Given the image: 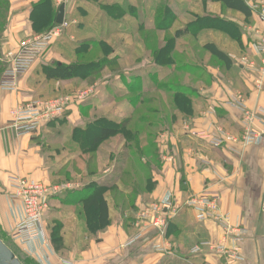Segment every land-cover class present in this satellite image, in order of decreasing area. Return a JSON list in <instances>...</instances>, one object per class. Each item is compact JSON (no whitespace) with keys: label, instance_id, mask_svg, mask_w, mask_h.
<instances>
[{"label":"crops","instance_id":"0c3cea01","mask_svg":"<svg viewBox=\"0 0 264 264\" xmlns=\"http://www.w3.org/2000/svg\"><path fill=\"white\" fill-rule=\"evenodd\" d=\"M91 2L92 0L69 2L65 12L66 21L72 18L78 4L91 5ZM32 3L33 0H12L9 52H17L21 44L34 34L30 21ZM109 18L107 26L114 29L106 40L109 44H114V40H119L122 44L119 49L122 54H116L117 62L135 59L136 53V63L133 64L136 67L131 70L122 69L118 73L120 75H110L112 78L102 86L95 84L91 87L94 89V96L90 102L72 106L61 118L28 136L18 138L11 128L13 111L27 107L40 94L53 96L60 93V89L63 93L71 87L72 81H46L36 74L38 66L54 65L55 60L59 64L71 63L59 60L63 54L55 46L59 45L58 42L39 59L28 75L20 79L17 91L0 90V239L5 244L13 243L12 232L23 218L21 202L11 198L15 190L10 179L54 184L61 178L60 173H63L68 164L65 161L67 146L82 139L89 124L102 118L118 123L131 118L130 111L134 107L130 98L120 102L112 99L102 105L105 90L102 87L107 84L128 87L129 82L124 85V78L131 71H136L137 74L130 75H135L141 81L147 75V67L156 66L152 63L154 58L147 52V46L152 41L157 45L162 43L161 18L134 21L140 29L137 26L139 30L130 34L126 32V28L136 27L130 15L118 16L110 11ZM172 19L175 20V17ZM246 21L244 19L242 23L244 50L230 52L233 68L230 71L221 69V73L210 71L211 77L216 78L210 85L203 82L200 89L194 88L197 95L192 98V109L181 116L176 112L169 124L165 125L167 129L155 137L157 159L155 156L154 160H147L146 155L142 157L141 165H149L151 162L153 166L151 189L142 184L143 188L134 197H109L110 224L103 230L93 229L87 222V215H83L84 198L78 196L84 188L64 180L71 173L68 170L62 176L64 181L61 183L73 187L51 199V211L48 210L50 213H46L43 220L46 242L23 249L26 257L36 264H48L44 262L45 256L50 264H226L222 256L207 249L199 255L191 254L192 249L201 243L234 244L232 238L225 237L224 230L215 221L199 223L193 209L184 206L190 197L206 193L220 196L222 213L229 214L232 225L243 233L242 241L238 245L234 244L241 249L243 260L235 264H264V213L261 211L264 142L256 146H246L243 143V113L230 106L236 95L242 93L250 111L264 108V66L262 58L257 56L253 47L264 39V25L255 15ZM175 24L177 22L174 26ZM82 31L79 29L78 33ZM147 31H153L154 37L147 36ZM73 38L75 37L71 38L74 41ZM222 39L221 36V42ZM131 46H136L138 50L130 53ZM249 62H254L255 71L247 69ZM149 76L156 78L155 72ZM150 89L149 85L144 95L148 96L156 90ZM255 125L258 129H264V125L258 121ZM217 128L232 135L235 140L225 143L221 148H214L209 142L193 136V133L198 132L216 135ZM117 137L106 144H115ZM117 145L116 148H119ZM113 146L106 150L109 151L108 165L113 162L114 154L121 153H116ZM49 148H54L58 153L49 155ZM120 150L122 151L121 148ZM60 151L63 152V160L54 162L53 155L59 157L62 153ZM169 158L172 160L169 161ZM116 164L108 171H112ZM126 168L124 162L121 163L119 176L110 180L106 186L119 187L121 192L124 187H129L128 182L121 181ZM169 194L173 195L182 208L171 220L167 233L159 235L150 225L143 230L137 228L138 212L152 208ZM54 230L58 231L56 244L52 238ZM139 233H142V238L129 244Z\"/></svg>","mask_w":264,"mask_h":264},{"label":"rangeland","instance_id":"374dc122","mask_svg":"<svg viewBox=\"0 0 264 264\" xmlns=\"http://www.w3.org/2000/svg\"><path fill=\"white\" fill-rule=\"evenodd\" d=\"M38 0H33L31 5V9L35 2ZM92 0V4H93ZM96 4L92 7V16H89L88 19L85 20L87 28V34L82 35L78 33L79 29L75 30L74 28L64 30L62 34L63 39L59 42L58 46L61 51L60 54H63L59 60L64 59L65 62H77L82 64V68L80 71V75L86 74L88 71H96V69H102L103 64L100 61L103 59L105 54L110 55L112 49L120 52V48L122 44L119 40H114V44H111V48L108 47V44H105L107 39V33L109 27L107 26V16L110 11L114 12L118 16L130 15L131 20L133 22H141L142 18L152 21L155 18H161L162 27H163V35H162V43L160 45L151 44L149 46L148 54L152 55L155 50L163 49L161 55L162 65H151L147 67V75L144 80L141 81L136 80L135 75H130L131 73H135L136 71H131L124 80V85H127L129 82V88L124 86H115L111 84L105 85L102 98V105L114 99L116 102H120L125 98H130V102L133 103V110L130 111V116L132 118V123L128 128H131L135 132H139L141 137H146V142L151 143L150 138H147L149 134L162 133L164 132L163 125L157 124L156 128L149 129L143 128L137 125L136 121L138 118H150L153 120L154 124L158 123L162 116H169L173 106V92L168 93L169 88L175 86H186L189 88H201L203 86V82L205 85H210L213 81L214 77H211L210 71L221 73V69L224 70L225 67L213 59L207 52L203 50V44L206 42L214 41L217 46L229 50L240 51L235 38L239 33L241 35V39L243 42V27L242 23H244V19L242 16L230 13L225 8H223L219 4L212 3L206 0H95ZM63 4V0H55L54 5L56 9ZM67 6V4H65ZM106 8V10H104ZM12 10V0H0V76L2 73L9 67L6 61V55L11 50L10 44V26L13 20V15L11 13ZM106 11V12H104ZM55 13V12H54ZM176 13V15H173ZM57 14V13H55ZM12 15V16H11ZM173 16L175 20H173ZM79 22V19H77ZM172 21V22H171ZM248 21V20H247ZM246 21V22H247ZM134 22V23H135ZM172 23V25L170 24ZM177 22V24L174 23ZM189 28L192 31L190 37H186L180 40L175 39L174 32L176 29ZM56 28V27H55ZM55 28H52L50 31L43 32L40 35H45L52 32ZM114 28H111L113 30ZM66 31V32H65ZM222 31V33H221ZM127 33H131V28H126ZM90 33V35H89ZM72 34V35H71ZM101 34V35H100ZM75 37L74 41L69 40L71 36ZM82 35V36H81ZM36 37V34H33L31 37ZM81 36V37H80ZM221 36L223 37L221 42ZM61 38V37H60ZM29 39V38H28ZM68 39L70 41L66 42L64 40ZM27 40V39H26ZM60 39H57V42ZM86 41H89L90 44H87ZM54 42V43H55ZM53 43V44H54ZM52 44V45H53ZM73 44V45H71ZM74 44L79 45L78 55H76V51L74 50ZM104 44L108 48L107 52L104 53L103 45ZM51 45V47H52ZM54 46V45H53ZM56 48V47H55ZM130 53L136 52L138 48L136 46H131ZM50 50V48H49ZM125 50V49H124ZM122 52V51H121ZM122 54V53H116ZM44 56V55H43ZM41 56V58L43 57ZM135 59H130L129 61H124L122 63L116 62V64L110 66L109 69L96 73L91 76L89 79H82L78 77L77 79L71 80V87L68 91H64L60 93L49 96L45 94H40L39 96L44 97L46 100L57 99L60 97H72L78 92H85L89 90V88L93 87L95 84L101 86L107 83L112 77L110 75H120L122 69L131 70L136 67L133 64L136 63L137 54H134ZM58 64V61L55 60ZM153 63V62H152ZM122 64V65H121ZM45 65L38 66V70L45 68ZM171 68V69H169ZM172 70H174L172 72ZM138 72V71H137ZM155 72L156 78H153L149 75H152ZM149 74V75H148ZM217 77H220L217 75ZM164 85L161 91L155 90L150 95H144V92L147 90L148 86H152V84ZM168 86V87H167ZM153 90V89H150ZM164 90L165 93H162ZM102 92V91H101ZM143 96V97H142ZM36 99V98H35ZM151 100V101H150ZM91 98H89L86 102H90ZM150 101V104H145ZM85 102V103H86ZM143 102V103H142ZM142 103V104H141ZM84 104V103H83ZM157 110L153 112V110ZM150 110V113L148 112ZM175 110V109H174ZM101 113L99 112V115ZM181 116V114H179ZM122 123V120L119 121ZM155 141V140H153ZM146 143V146L143 144V148L148 150L149 145ZM71 144V145H70ZM89 144V143H88ZM85 145V147L80 150V148H75L72 143H69L66 149L67 157L65 159L66 168H61L63 173H60V179H57L52 186L61 185L64 180L68 181V183L78 184L79 187L90 188L92 186H104L106 188H112L106 186L110 180H114L119 176L120 170L119 166L123 161L129 160L126 164L129 165L128 171L129 178L128 181L141 183L145 180H152L154 178L153 166L152 163H149V170H144L138 172V166L142 163L144 155H146L147 151H145L143 156H138L137 154V144L130 143L127 141L123 135L117 137L115 144L107 145L106 143L102 144L96 151L93 150V153H86L89 145ZM119 146V148H116ZM129 146L127 147V145ZM114 145V146H113ZM115 147L116 153H126L124 156H120V154H114L113 162L107 164V149ZM70 147V148H69ZM122 149V151L120 150ZM119 149V150H118ZM54 151V148H49L48 154L51 155ZM62 152V151H60ZM98 152V154H97ZM149 152V151H148ZM154 150L151 149L146 159H153ZM57 155H53L55 161L61 162L63 160V152ZM124 158V160H123ZM105 159V160H104ZM117 161V162H116ZM115 165L112 171H108V169ZM61 164V163H60ZM69 170V175L66 179L63 180L62 176ZM71 170V171H70ZM109 173V175H108ZM144 176V177H143ZM145 178V179H144ZM126 180V179H125ZM65 181V182H66ZM124 181V180H123ZM129 192H121L119 188L114 191L111 189L110 197L113 196H129L134 197V193L125 194ZM52 208V205H51ZM51 208L49 211H51ZM48 211V212H49ZM47 212V213H48ZM50 213V212H49ZM10 249L15 253L16 257L22 262V264L31 261L33 264H36L34 261L26 257V252L20 247L16 246L12 242H8ZM29 253L30 250L28 251Z\"/></svg>","mask_w":264,"mask_h":264},{"label":"built area","instance_id":"2783aa9c","mask_svg":"<svg viewBox=\"0 0 264 264\" xmlns=\"http://www.w3.org/2000/svg\"><path fill=\"white\" fill-rule=\"evenodd\" d=\"M72 0H63V4H68ZM250 8L253 15L257 16L264 25V0H244ZM68 21L57 26L52 32L32 37L21 44L17 52H9L6 55V61L9 67L0 77V90L2 92H15L18 89L19 81L22 77L28 75L35 64L39 61L59 39L64 30L68 28ZM254 50L257 56L262 58L264 66V39L258 44H254ZM247 69L255 71L254 62L247 64ZM94 96V89L89 88L85 92H78L72 97H60L57 99H34L27 107L15 110L11 113L10 126L15 135L20 138L37 132L39 129L49 123L61 118L74 105H81L89 98ZM230 106L240 110L243 113V143L246 146H256L264 142V129H258L255 122L264 125V108L256 111H250L246 105V98L242 93L230 102ZM194 138L207 141L214 148H221L225 143L234 141V137L221 128H217L216 135L208 132L193 133ZM169 161L172 158L168 159ZM10 184L15 190L11 196L13 200L21 202L23 218L14 228L11 240L21 249H28L33 246L45 244L46 236L43 228V220L50 207L52 198L61 195L63 192L71 189L69 184L44 185L41 183H30L23 179L11 178ZM221 198L218 195L201 194L190 197L184 206L193 209L196 214V220L199 223L215 221L225 232L226 238H232L234 244L238 245L242 241L243 233L231 223L229 214H223L221 211ZM182 205L175 201L172 194H169L161 202L152 206V208L140 211L136 215V227L140 230L148 228L150 225L159 235L164 236L169 228L171 220L181 210ZM261 211L264 213V190L261 199ZM142 238L139 233L129 243ZM228 246L226 242L214 244L210 242L196 245L192 255H199L205 249L225 259L226 264H235L243 260L241 249L235 245ZM44 262L50 264L48 257H44Z\"/></svg>","mask_w":264,"mask_h":264},{"label":"trees","instance_id":"16d2710c","mask_svg":"<svg viewBox=\"0 0 264 264\" xmlns=\"http://www.w3.org/2000/svg\"><path fill=\"white\" fill-rule=\"evenodd\" d=\"M54 1L55 0H38L33 5L32 11L30 14V21L32 23L34 34L40 35L44 31L45 32L50 31L52 28H55L58 26L55 23V19H56V15H57L55 13L58 12V9L55 8ZM206 1H210V2L215 3V4H219L223 8H225L227 11L238 14L246 20H250L253 16L250 8L247 6V4L245 3L244 0H206ZM95 4H96L95 0L93 1V4L91 2V5H90V3H84L81 5L78 4V6L76 7V9L72 15V18L70 20H68L69 25H68L67 30L74 28L75 30H73V31L75 32L76 29H80V30H83L82 35L87 34V32H89V31H87V29H89V27L87 28L85 20L88 19L89 16H92V7ZM104 10H106V8ZM104 12H106V11H104ZM106 16H107V23H108L110 20L109 14ZM77 19H79L80 21H83V22H79ZM134 25H136V27L131 28V33H134L140 29L139 25H137L136 23ZM137 26L139 27V29ZM110 29H111V27H109V30ZM162 29H163V27H162ZM109 30L107 33V38L109 37V35L111 33V32H109ZM152 32L153 31H147L145 33L147 34V36L150 35L153 38L154 36L152 35L153 34ZM191 34H192V31L189 28L184 27L182 29H176L174 32V37H175V39L180 40V39H183L186 37H190ZM89 35H90V33H89ZM73 36H71V37H73ZM59 39L60 40L57 41L58 43L63 39V36H61V38H59ZM73 39L75 40V38H73ZM69 40L73 41L70 37H69ZM69 40L66 39L64 41L70 43ZM235 41H236L239 49L241 51H243L244 50L243 42L241 39V35L239 33L237 34ZM61 42H63V41H61ZM86 43L90 44L89 41H86ZM106 43L108 44V47L111 48V44H109L107 42V40L105 41V44ZM151 44H153V41H152V43H150L147 46V52H148L149 46ZM71 45H73V44H71ZM100 45H103V50H104L103 52L106 53L108 50L106 45L99 44V46ZM78 47H79V45L74 44V48H75L74 50L75 51L77 49H79ZM223 49H225V50H223ZM203 50L205 52H207L213 59L220 62L225 67V69L227 71H230L233 68L234 62L230 56V52L233 51L232 49L227 51L226 48H223L222 46L220 48L219 46H217V44L214 41H210V42H206L203 44ZM162 51H163V49L155 50L154 53L151 55V57L154 58L153 63L156 64V66L162 65V62H161ZM112 52L113 53H111V56L105 54L103 56V59L100 61V63L103 64L102 69H98V70L96 69V71H88L86 74H83V75H80L82 64L77 63V62H71L69 65L58 63L55 65L46 66L45 68H43V70L37 69L36 74L41 75L42 76L41 79L44 78L46 81L54 80V81L65 82V81H71L73 79H77L78 77H81L84 80L89 79L91 76L95 75L96 73H100V71L103 72V71L109 69L110 66L116 64L117 59H118V57L116 56V53L117 52L120 53L121 51L115 52V50L112 49ZM78 53H79V51H76V55H78ZM169 69H171V68H169ZM173 71L174 70H172V72ZM38 80L40 82V79H38ZM164 86L166 87V84H164V85L156 84L155 85L153 83L151 86V89H157V90L161 91V89H163ZM128 88H129V86H128ZM162 91H164V90H162ZM170 92H173V102L172 103H173V106H175L174 108H172L170 115L169 116H162V118L159 120L158 123L156 122V124H154L153 120L151 121L150 118H144V117L138 118L136 121L137 125L143 127L144 129L146 127L149 129H153V128H156L157 124H159V125H163L164 130H166L167 126H165V125L169 124L170 118L174 114H176V112L183 115V114H186V112H188L190 109H192V106H193L192 98L196 97V95H197L194 88H189L186 86H175V88H173V87L169 88L168 93H170ZM36 99H44V97L37 96ZM150 101L146 102L145 104H150L151 103ZM148 112L150 113V110H148ZM153 112L157 113V110L155 109V110H153ZM130 123H132V118L125 120L122 123H118L116 121L115 122L110 121V120L105 119V118L99 119V120H97V121H95V122H93L87 126V128L84 130L85 132L83 133L82 139L77 140V142H75L73 139L74 142H72V144L74 145L75 148H80V150L83 151L82 149L85 147V145H87L89 143L88 144L89 147L86 150L87 151L86 153H88V152L93 153L94 152L93 150L96 151L102 144L108 142L112 138L123 135V137L126 138L128 142L137 144V154H139L138 156H143L145 154L144 152L147 151V153H146V157H147V155L149 154V152L152 149V150H154L152 160L155 159L154 156L157 159V154H156V150L154 149V141H153L155 139V137L157 136V133H156V135H155V133L149 134L147 138H150V140L152 141V144L147 143L146 137H141L139 132H135L131 128H128V126H130ZM146 143L149 145L148 150L146 149V147H145V149L143 148V144L146 146ZM128 146H129V144L127 145V147ZM124 154H126V153H122L120 156H124ZM123 160H124V158H123ZM128 161L129 160H127L126 163ZM123 162H124V165L127 166V168H126V170L124 169V171H123L121 181L124 180V182H128L130 184L129 187H124L123 191L129 192V194L134 193V196H136L141 191V189L143 188L142 184H144L145 187H147V189H151L153 179L152 180H145L144 182H141V183H139V182L138 183H136V182L131 183L130 181H128V178L130 177L129 176L130 172L127 170L129 165L126 164L125 161H123ZM149 168L150 167L147 164L144 166L139 164L137 169H138V172H141V173H142V170H144V175H145V170H149ZM118 188L119 187H113L114 191L117 190ZM111 189L112 188H106L104 186H100V187L92 186L90 188H84L78 194V196H82L84 198V201L82 203L83 215L84 216H85V214L87 215V218H89V221L87 220V222H89L91 224V227L93 229L96 228L98 230H103L110 224V208H109V197H110V195H109V193H111ZM169 227H170V225H169ZM57 228H59V227H57ZM92 231H96V230H92ZM57 233H58V231L54 230L52 238H53V241L55 244L58 241L57 240ZM6 245L9 246L8 243H6ZM27 261L29 262V264H33L28 259H27ZM24 264H27V263H24Z\"/></svg>","mask_w":264,"mask_h":264},{"label":"water","instance_id":"95a60500","mask_svg":"<svg viewBox=\"0 0 264 264\" xmlns=\"http://www.w3.org/2000/svg\"><path fill=\"white\" fill-rule=\"evenodd\" d=\"M65 4H61L58 9L55 23L58 26L64 24L65 21ZM0 264H22V262L16 257L15 253L0 239Z\"/></svg>","mask_w":264,"mask_h":264}]
</instances>
